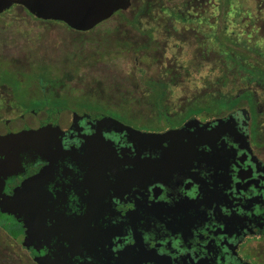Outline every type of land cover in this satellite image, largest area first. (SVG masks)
I'll use <instances>...</instances> for the list:
<instances>
[{"label":"flooded vegetation","instance_id":"1","mask_svg":"<svg viewBox=\"0 0 264 264\" xmlns=\"http://www.w3.org/2000/svg\"><path fill=\"white\" fill-rule=\"evenodd\" d=\"M246 43L187 103L170 72L149 118L0 92V138L48 129L0 150V264H264V54Z\"/></svg>","mask_w":264,"mask_h":264},{"label":"rangeland","instance_id":"2","mask_svg":"<svg viewBox=\"0 0 264 264\" xmlns=\"http://www.w3.org/2000/svg\"><path fill=\"white\" fill-rule=\"evenodd\" d=\"M138 1L133 0L136 5ZM148 1L152 8L140 18V31L114 16L86 33L73 31L61 22L38 20L20 6H13L0 16V82L5 81L23 97L27 89L37 92L40 86L45 88L38 75L46 66L53 75L72 71L64 84L48 85L47 94L57 92L67 103H83L89 108H117L126 120L131 114L149 118L155 113L153 97L161 90L155 85L167 83L170 72L179 83L166 98L175 105L192 99L196 94L190 93L203 87L204 80L216 86L227 61L226 40L242 39L250 49H261L264 54L259 31L264 26V9L258 0ZM133 13L135 7L128 10L129 16ZM176 14L188 21L183 22ZM209 23L216 24L217 39L225 48L213 42ZM148 35L156 42L153 47L136 49L148 44ZM216 52L221 56L209 59V54ZM210 62L217 66L212 74ZM78 67V73L73 72ZM8 89L1 86L0 92ZM244 99L249 100L247 96L239 100ZM160 119L165 120L164 116Z\"/></svg>","mask_w":264,"mask_h":264},{"label":"water","instance_id":"3","mask_svg":"<svg viewBox=\"0 0 264 264\" xmlns=\"http://www.w3.org/2000/svg\"><path fill=\"white\" fill-rule=\"evenodd\" d=\"M132 4V0H0V14L14 5H19L38 20L61 22L73 31L86 33L112 19L118 12L130 10ZM126 128L130 132L142 134L130 127ZM47 132L48 129H43L2 137L0 150L22 151L27 143L34 148L35 141L46 137ZM176 132H169L166 136H172ZM35 148L37 149L36 146Z\"/></svg>","mask_w":264,"mask_h":264},{"label":"trees","instance_id":"4","mask_svg":"<svg viewBox=\"0 0 264 264\" xmlns=\"http://www.w3.org/2000/svg\"><path fill=\"white\" fill-rule=\"evenodd\" d=\"M133 2V0H132ZM151 3H149L148 0H139L138 4L136 5L134 2L132 4V7L130 8V10H133V8L135 7L136 13L131 14V16H129L128 11L126 12H118L115 17H119L120 20L124 23L125 26H129L134 30L140 31V18L143 17L144 15H146L147 12H149V10L152 8V4L150 6ZM177 18H181V16L178 14H176ZM45 22V21H44ZM49 23H55L53 21H49ZM81 33V32H80ZM144 35V34H143ZM149 38V42L148 44H143L138 46L136 49H138L139 51H143L145 49H148V47H153V45L156 43L155 40L153 39V37L151 35H148ZM225 39V38H224ZM219 40V39H218ZM119 43V42H118ZM222 47H226L225 44L222 43V41L220 42ZM118 45H121V43H119ZM130 46V45H127ZM80 67L76 68L73 70V72L78 73ZM72 71L70 72H65L64 75H62V73L60 71H58L57 73H55L53 75V72L51 70H49V68L46 66V68L41 70V73L38 75V78L40 80V84L45 81V85H43L45 88H47L48 85H50L49 87H56L58 85H62L64 84L67 80L71 79L72 77ZM158 84V83H157ZM1 86H8V84L4 82H0V87ZM157 87H159L160 89H163L165 87V84L160 83L158 85H155ZM11 88V87H9ZM40 88H43L40 86ZM43 88V89H45ZM14 89V88H12ZM15 93L16 90L14 89ZM47 93V91H46ZM17 94V93H16ZM160 95V93L158 94V96ZM48 99L51 103H55L57 105H61L64 106L67 104V102L64 100L65 97L59 95L57 92L51 93V95H48ZM64 97V99L62 98ZM65 102V103H63Z\"/></svg>","mask_w":264,"mask_h":264}]
</instances>
